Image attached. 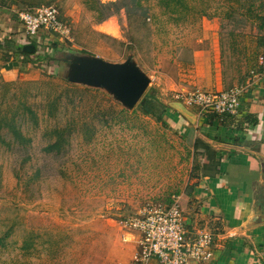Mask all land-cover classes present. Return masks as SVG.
Wrapping results in <instances>:
<instances>
[{"label": "rangeland", "instance_id": "obj_1", "mask_svg": "<svg viewBox=\"0 0 264 264\" xmlns=\"http://www.w3.org/2000/svg\"><path fill=\"white\" fill-rule=\"evenodd\" d=\"M85 1L0 0V39L22 33L15 11L42 5H55L71 29L70 39L43 34L54 59L48 64L29 67L25 57L0 47V126L14 118L29 138L21 146L1 126L0 264H132L137 236L123 221L188 186L187 135L166 115L159 123L107 86L88 84L93 60L137 71L148 80L143 93L167 107L180 102L178 92L217 91L193 56L209 46L203 17L219 19L222 89L255 46L254 22L231 0H183L176 12L140 0L144 20L128 16L122 0H89L96 9L103 5L101 18ZM249 3L264 12V0ZM109 24L113 32L104 31ZM12 64L15 71H4ZM55 128L64 129L66 142L47 152Z\"/></svg>", "mask_w": 264, "mask_h": 264}, {"label": "crops", "instance_id": "obj_2", "mask_svg": "<svg viewBox=\"0 0 264 264\" xmlns=\"http://www.w3.org/2000/svg\"><path fill=\"white\" fill-rule=\"evenodd\" d=\"M202 19L209 46L196 48L193 56L205 65V81L220 91L225 69L219 19ZM259 53L264 54V43ZM257 57L249 68L244 59L242 72L230 82V87L245 86L236 115L246 118L243 129L224 127L216 117L209 123L205 114L180 102L170 101L166 107L171 127L189 142L198 137L208 143L219 160L216 174H206L194 185L190 180L189 189L180 195L187 234L206 228L213 233L212 258L193 264H264V71ZM12 65L4 71H15ZM148 264L160 263L152 258Z\"/></svg>", "mask_w": 264, "mask_h": 264}, {"label": "built area", "instance_id": "obj_3", "mask_svg": "<svg viewBox=\"0 0 264 264\" xmlns=\"http://www.w3.org/2000/svg\"><path fill=\"white\" fill-rule=\"evenodd\" d=\"M15 18L22 30L16 42L25 46H32L30 42H34L36 46L31 59L37 64L45 60L43 34L53 35L59 40L70 39L71 29L59 19L55 5H42L32 10L19 9L15 11ZM257 63L264 71V54L257 57ZM243 90L245 86L241 85L220 91H182L176 93L175 97L184 106L196 109L200 115L214 113L236 116ZM180 199V195H173L171 203L155 204L123 221L124 227L137 236L138 250L132 264H148L152 258H156L160 264H193L212 258V231L200 230L193 236L188 235ZM123 240H127L125 236Z\"/></svg>", "mask_w": 264, "mask_h": 264}, {"label": "trees", "instance_id": "obj_4", "mask_svg": "<svg viewBox=\"0 0 264 264\" xmlns=\"http://www.w3.org/2000/svg\"><path fill=\"white\" fill-rule=\"evenodd\" d=\"M236 3H239L241 8L245 7V13L246 17L252 20L255 24V31L257 33V37L255 38V46L254 49L247 54L245 57L246 61V67H252L250 66L257 56H259L261 53L260 48L263 46L264 43V12H257L254 11L252 3H249L247 6V1L249 0H231ZM92 2L98 3V0H92ZM158 5L163 8L164 11L167 12H176L178 9H182L184 6L183 0H158ZM87 7L91 10L98 11V16L101 18L104 15L102 14V9L104 8L103 5H99L96 9V7L92 4H90L89 0L85 1ZM122 7L125 8L126 13L128 16H130L132 13H137L138 16L144 20L147 15V10L145 7H143L140 3V0H122L121 1ZM234 10H238L235 9ZM108 14L106 15V17ZM228 17H231V13L227 14ZM59 19L66 22L61 18L60 12H59ZM16 40V39H15ZM13 37H8L6 39H0V47L4 46L8 51H13V53L18 54V56H22L24 58L22 62H25L28 64L29 67L36 65V63L31 59V55L34 51V47L36 46L34 42H30L33 49L32 52H26L24 47V44H20L15 42ZM56 47V45H53ZM45 49V60L48 64L49 60L54 62L53 58H50V53H48L47 47ZM30 57V58H29ZM21 58V59H22ZM241 85V83L239 84ZM230 86L225 88L229 89ZM83 90H88L87 88ZM55 103V102H54ZM138 109L140 113L146 116L153 117L157 122L162 123L163 122V115L166 113V106H164L162 103H160L156 96L154 94L150 93H143L138 101L131 107L132 110ZM27 112L29 113V116L31 118H35V115L33 111L29 108H25ZM207 117L208 122H212V120L216 117L219 119L220 124L227 128H235V129H243L244 124L246 122V118H237L236 116H230V115H215L214 113H207L205 114ZM255 121H253L254 123ZM2 127L5 126L7 129V133L11 135V139L14 142H17L21 146H25L29 143V138H26L21 130L19 129L18 124L16 123L15 119H9L7 122L3 123L1 125ZM0 126V129L2 127ZM53 135L55 136L54 141L47 144L44 147V150L47 152H59L63 146V142H66V138L64 137V129L55 128L52 130ZM0 142H2V137L0 135ZM188 145H186L187 150H189L190 155L192 156V163H191V169L189 171L188 180H195L193 182V185L197 183L198 179L202 176H205L206 174H216L218 172V165L219 160L216 158L215 150L211 148V146L201 140L200 138L196 137L193 139L192 142L187 141ZM201 158L203 161L200 163ZM187 187H185V191L189 189V182H187ZM191 187V184H190ZM188 195V193H187ZM171 203V200L167 203ZM182 210V209H181ZM183 213V211H182ZM204 230H210L208 228ZM2 239H0L1 244Z\"/></svg>", "mask_w": 264, "mask_h": 264}, {"label": "water", "instance_id": "obj_5", "mask_svg": "<svg viewBox=\"0 0 264 264\" xmlns=\"http://www.w3.org/2000/svg\"><path fill=\"white\" fill-rule=\"evenodd\" d=\"M26 52H32V46L24 47ZM93 75L87 82L93 86H107L118 93L128 107H132L140 98L148 80L135 70H127L121 65H111L101 60H93Z\"/></svg>", "mask_w": 264, "mask_h": 264}, {"label": "bare ground", "instance_id": "obj_6", "mask_svg": "<svg viewBox=\"0 0 264 264\" xmlns=\"http://www.w3.org/2000/svg\"><path fill=\"white\" fill-rule=\"evenodd\" d=\"M103 29H104V31H107V32H113V30H114V27L111 25V24H109V25H105L104 27H103ZM102 29V30H103Z\"/></svg>", "mask_w": 264, "mask_h": 264}]
</instances>
